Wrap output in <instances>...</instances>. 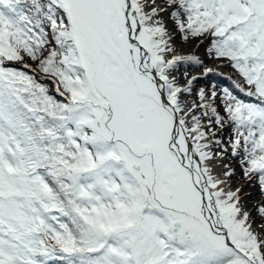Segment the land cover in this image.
<instances>
[{"label": "snow or ice", "instance_id": "6c2138e0", "mask_svg": "<svg viewBox=\"0 0 264 264\" xmlns=\"http://www.w3.org/2000/svg\"><path fill=\"white\" fill-rule=\"evenodd\" d=\"M52 261L264 264V0H0V264Z\"/></svg>", "mask_w": 264, "mask_h": 264}, {"label": "rangeland", "instance_id": "374dc122", "mask_svg": "<svg viewBox=\"0 0 264 264\" xmlns=\"http://www.w3.org/2000/svg\"><path fill=\"white\" fill-rule=\"evenodd\" d=\"M198 44H199V42L193 41L192 44L184 45L183 51L185 53H191V54L198 55L201 58V60L204 62L203 65L202 66H196V65H192V64L182 65L180 67L178 73H177L178 78H180L181 81L183 82L185 74H187L188 78H191L192 76L199 77V79L194 82V86L196 89L205 88L206 90H208L213 85H215L217 87V90H220L224 87L232 88V86L229 83H226V82H224V83H213L212 82V81H214L213 79H210V78L206 79V77L208 75H205V68H215L217 73H223V75L225 77L232 76L233 70L231 68H228V67H219L217 62L213 61L207 55V47H208L207 41H205L203 44H199V46H197ZM216 75L222 77L219 74H216ZM38 79H40L42 82L46 83L51 92H52V90H54L52 84L49 83L46 78H44L43 76H39ZM52 94L55 95V93H53V92H52ZM237 94L241 95V98H244L246 100L251 99V98L243 97L242 94H239V93H237ZM251 102H254V101H251Z\"/></svg>", "mask_w": 264, "mask_h": 264}, {"label": "trees", "instance_id": "16d2710c", "mask_svg": "<svg viewBox=\"0 0 264 264\" xmlns=\"http://www.w3.org/2000/svg\"><path fill=\"white\" fill-rule=\"evenodd\" d=\"M43 2H46V0H43ZM221 76L222 77H220L218 75H212L211 76V74H210V75H208L206 77V79L207 78L213 79L214 80V81H212L213 83H224V82H226V83H229L232 86L230 80H228L227 77H225L224 75H221ZM51 264H63V262L62 261H52Z\"/></svg>", "mask_w": 264, "mask_h": 264}, {"label": "water", "instance_id": "95a60500", "mask_svg": "<svg viewBox=\"0 0 264 264\" xmlns=\"http://www.w3.org/2000/svg\"><path fill=\"white\" fill-rule=\"evenodd\" d=\"M17 67H19V65H17ZM52 92L55 93L54 90H52ZM58 98H59V97H58Z\"/></svg>", "mask_w": 264, "mask_h": 264}]
</instances>
